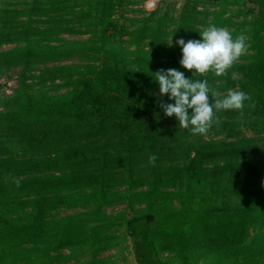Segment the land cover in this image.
Returning <instances> with one entry per match:
<instances>
[{
	"label": "trees",
	"instance_id": "1",
	"mask_svg": "<svg viewBox=\"0 0 264 264\" xmlns=\"http://www.w3.org/2000/svg\"><path fill=\"white\" fill-rule=\"evenodd\" d=\"M138 3L0 0V76L19 68L0 96V264H125L128 245L137 264H264V0ZM213 25L246 51L224 76L184 69L175 41ZM169 68L249 100L193 134L161 108Z\"/></svg>",
	"mask_w": 264,
	"mask_h": 264
},
{
	"label": "clouds",
	"instance_id": "2",
	"mask_svg": "<svg viewBox=\"0 0 264 264\" xmlns=\"http://www.w3.org/2000/svg\"><path fill=\"white\" fill-rule=\"evenodd\" d=\"M198 33L200 39H189L186 42L181 37L175 41L182 52L179 64L184 69L194 70L193 73L211 71L216 76H224L246 51L244 38H234L224 28L213 25ZM171 37L167 41L170 45L173 43ZM232 78L235 79L234 74ZM153 80L158 85L159 94H166L170 101H174L161 105L164 115H175L179 127L193 134H205L216 118V112L241 110L249 100L245 92L232 89L221 95L209 86L207 79L186 77L178 68L156 71ZM149 161L154 162L155 156H150Z\"/></svg>",
	"mask_w": 264,
	"mask_h": 264
},
{
	"label": "rangeland",
	"instance_id": "3",
	"mask_svg": "<svg viewBox=\"0 0 264 264\" xmlns=\"http://www.w3.org/2000/svg\"><path fill=\"white\" fill-rule=\"evenodd\" d=\"M138 1H139L138 5H137L138 8H140L141 10H144V11H150V10H153L157 6V4L162 0H138ZM165 1H169V0H165ZM7 47L8 46H4L0 49H5ZM18 70H19V68H13V69H10L9 71L4 72L0 76V96H8V95L12 94V92L14 91V89L17 86L16 76H17ZM122 209H123V206L107 207L106 208V210L109 214H115V213L121 211ZM78 210H79V208H75V209H71V210H65V209L59 208L55 212L57 213L58 216H64V215L76 212ZM128 246L129 247L128 248L126 247V249H125V252H126L125 264H134L133 263L134 260L132 258L133 253H132L130 245H128Z\"/></svg>",
	"mask_w": 264,
	"mask_h": 264
},
{
	"label": "crops",
	"instance_id": "4",
	"mask_svg": "<svg viewBox=\"0 0 264 264\" xmlns=\"http://www.w3.org/2000/svg\"><path fill=\"white\" fill-rule=\"evenodd\" d=\"M132 253H133V252H132ZM132 258H133V260H134L133 263H134V264H137V263H136V260H135V257H134V254H132Z\"/></svg>",
	"mask_w": 264,
	"mask_h": 264
}]
</instances>
